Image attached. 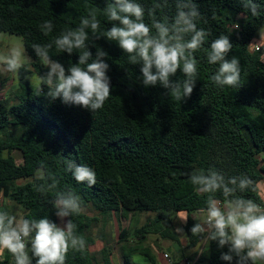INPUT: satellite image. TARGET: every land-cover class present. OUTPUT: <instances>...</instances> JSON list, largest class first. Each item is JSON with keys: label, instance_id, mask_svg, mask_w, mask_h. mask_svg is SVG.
<instances>
[{"label": "trees", "instance_id": "1", "mask_svg": "<svg viewBox=\"0 0 264 264\" xmlns=\"http://www.w3.org/2000/svg\"><path fill=\"white\" fill-rule=\"evenodd\" d=\"M83 2L0 0V34L19 36L33 60L32 68L43 74L47 69L40 66L31 45L46 44L66 27H74L83 12ZM90 2L103 8L107 0ZM138 2L145 7V21L150 23L147 10L153 0ZM255 2L260 5L259 16L244 9L241 0H196L200 11L197 28L205 29L209 35L195 53L199 63L194 90L182 101L166 95L167 90L159 85L144 87L140 66L130 65L119 46L104 38L89 41L93 57L97 47L102 48L110 66L107 75L112 96L96 113L66 105L60 99L50 101L43 94L34 96L25 79L28 73L21 70L15 103L0 102V192L31 218L47 216L57 224L60 221L52 206L55 193L35 190L36 172L51 174L59 181L57 190H71L79 196L83 211L71 219L78 233L85 236L87 247L84 252L70 251L66 264H109L107 258L99 262L91 252L94 239L89 232L96 219L84 213L90 204L102 216L154 213V220L134 231L141 242L148 234L160 233L179 243L178 235L167 227L172 223V214L186 213L189 218L183 228L188 248L196 247L203 239L192 236L190 229L196 223L192 216L205 207L207 198L188 183L189 175L197 168L214 167L226 176H248L254 190L237 195L264 206L258 188L264 178V61L263 51L252 47L259 28L264 26V0ZM156 15L171 22L174 0H168ZM44 20L54 24L48 36L38 27ZM104 23L102 26L111 27ZM220 35L229 36L233 45L227 58L240 59L241 78L236 87L220 89L210 81L218 65L207 63V50ZM50 55L66 68L78 61V53L69 56L57 53L55 48ZM172 79L182 81L184 77L178 71ZM65 160L94 169L96 184L78 183L66 171ZM216 196L222 199L220 193ZM135 251L156 264L150 250L132 248L130 253ZM223 251L227 249L209 242L208 255L200 263L228 264L220 259ZM124 262L131 264L126 255ZM0 264H12L10 255L0 257Z\"/></svg>", "mask_w": 264, "mask_h": 264}, {"label": "clouds", "instance_id": "2", "mask_svg": "<svg viewBox=\"0 0 264 264\" xmlns=\"http://www.w3.org/2000/svg\"><path fill=\"white\" fill-rule=\"evenodd\" d=\"M244 9L252 16L261 14L255 0H241ZM175 16L157 18V10L168 5V0H153L147 10L150 23L145 21V7L138 0H107L103 8L84 0L83 12L75 26L66 27L50 42L31 45L43 74L30 68L32 58L22 47L0 51V76L11 75L19 82L23 69L34 96L45 95L50 101L60 99L66 105H74L91 113L102 110L110 99L111 84L107 75V53L97 47L95 57L89 50L90 40L106 39L115 42L127 56L130 65H139L144 87H160L175 101H182L192 94L198 79V63L195 53L205 44L209 33L197 28L200 11L196 0H174ZM103 18V19H102ZM111 24L106 28L104 22ZM68 23H72L69 18ZM44 36L53 32L52 20L39 24ZM239 27V25H237ZM260 42H264V26L259 28ZM259 42V43H260ZM227 35L214 39L207 50V63L218 65L210 81L220 89L240 84L241 63L236 56L227 58L232 50ZM57 53L71 56L78 53V61L67 68L53 60ZM258 50V49H257ZM264 58V57H262ZM184 79L173 80L177 72ZM47 91H44V88ZM146 130L151 132L150 129ZM8 158V153H3ZM66 171L78 183L96 184V172L86 165L65 160ZM51 181V182H49ZM195 191L206 194L205 207L192 216L196 223L191 227L192 236L202 237L203 242H216L220 259L232 264H264V206L237 193L253 189L254 182L246 175L226 176L214 167L197 168L188 177ZM59 181L51 174L38 170L34 188L40 193L54 192L52 206L61 221L57 224L47 216L31 218L23 211L11 212L0 208V257L9 254L12 264H66L70 251L84 252L87 240L79 234L71 217L83 211L82 202L71 190L59 191ZM254 190V189H253ZM220 193L222 199L216 194ZM185 213L180 219L186 223ZM183 232L182 228L176 229ZM131 264H145V257L136 254Z\"/></svg>", "mask_w": 264, "mask_h": 264}, {"label": "rangeland", "instance_id": "3", "mask_svg": "<svg viewBox=\"0 0 264 264\" xmlns=\"http://www.w3.org/2000/svg\"><path fill=\"white\" fill-rule=\"evenodd\" d=\"M259 42L260 36L258 31L255 38L253 39L252 47L255 48L256 46H259L263 51L262 57H264V42ZM11 47H22L25 50L23 40L19 36L1 33L0 51H6ZM26 54L28 55L27 52ZM262 60L264 61V58H262ZM30 68L34 70L31 65ZM30 75L31 73H28L27 76ZM18 89L19 82H17V80L11 75L0 76V102L6 103L8 105L15 103V96ZM15 156L20 158V155L17 153ZM19 183L22 184L25 183V181H19ZM258 188L259 195L264 201V178L260 182ZM0 196L2 198L0 201V207H7L11 212L20 210L25 213V210L21 206L4 198L1 192ZM84 213L89 217L96 219V222L93 223L89 234L94 239V245L91 248V252L99 262H103L104 258H107L109 264H123V256L126 255L128 256L131 263L130 258L133 255L139 254V251H135L133 254H131L130 250L132 248H146L150 250L154 256L156 264H171L174 260L175 262L177 261L181 263L185 258L183 251L185 249L188 250L187 246L182 249L180 253L177 245H172L171 247L167 246L175 242L170 238H164L160 233L148 234L146 240L143 242L139 241L135 237L134 231L137 228L145 225L147 222L154 220V213H133L127 215L126 217H122L120 213H112L109 216H102L91 204L84 209ZM183 214L185 213H181L180 215L172 214V223L169 227H167V230L175 232L178 235L180 246L188 244V238L183 228L184 222L180 219ZM163 228H166V226H163ZM178 228H182L183 232H178L176 230ZM122 234L127 235L122 237ZM177 252L179 253L177 254ZM164 254H168V259L170 260L164 259ZM144 257L145 264H150L149 259L146 256ZM188 258V261L192 263L194 262L196 256L190 255Z\"/></svg>", "mask_w": 264, "mask_h": 264}, {"label": "crops", "instance_id": "4", "mask_svg": "<svg viewBox=\"0 0 264 264\" xmlns=\"http://www.w3.org/2000/svg\"><path fill=\"white\" fill-rule=\"evenodd\" d=\"M260 184V183H259ZM259 186V185H258ZM181 214V213H180ZM179 214V215H180ZM184 226V224H183ZM203 243V244H202ZM172 245H177V248L179 249V252L181 253L182 249H184L186 246L188 248V244L184 245V246H180L179 243H172L170 245H167V246H172ZM177 252V254L179 253ZM184 255H185V258L183 259V261L181 263L179 262H175V260L171 263V264H186V262L188 261V257L190 255H194L196 256L194 262H192L191 264H202L200 263L201 261V258L203 256H207L208 255V245H206L203 241H201L196 247L190 249L188 248V250H184ZM124 255V254H123ZM124 257V256H123ZM165 259V258H164ZM166 260H170V259H166ZM123 261H124V258H123ZM123 264H125V262H123Z\"/></svg>", "mask_w": 264, "mask_h": 264}, {"label": "built area", "instance_id": "5", "mask_svg": "<svg viewBox=\"0 0 264 264\" xmlns=\"http://www.w3.org/2000/svg\"><path fill=\"white\" fill-rule=\"evenodd\" d=\"M258 49V50H257ZM261 50V48L259 47V46H256L255 48H254V51H260ZM1 196H0V201H1ZM164 258L165 259H168L169 258V255L168 254H164ZM186 264H191L189 261H187L186 262Z\"/></svg>", "mask_w": 264, "mask_h": 264}]
</instances>
